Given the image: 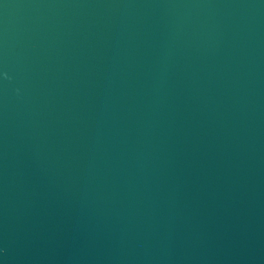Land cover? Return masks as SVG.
Returning a JSON list of instances; mask_svg holds the SVG:
<instances>
[{
    "label": "water",
    "instance_id": "95a60500",
    "mask_svg": "<svg viewBox=\"0 0 264 264\" xmlns=\"http://www.w3.org/2000/svg\"><path fill=\"white\" fill-rule=\"evenodd\" d=\"M0 264H264V0H0Z\"/></svg>",
    "mask_w": 264,
    "mask_h": 264
},
{
    "label": "snow or ice",
    "instance_id": "6c2138e0",
    "mask_svg": "<svg viewBox=\"0 0 264 264\" xmlns=\"http://www.w3.org/2000/svg\"><path fill=\"white\" fill-rule=\"evenodd\" d=\"M3 75V73L2 72H0V76H2Z\"/></svg>",
    "mask_w": 264,
    "mask_h": 264
}]
</instances>
